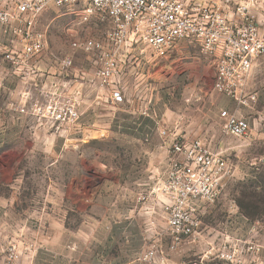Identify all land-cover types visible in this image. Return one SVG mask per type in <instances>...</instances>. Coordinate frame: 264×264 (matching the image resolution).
Segmentation results:
<instances>
[{"label":"rangeland","instance_id":"rangeland-1","mask_svg":"<svg viewBox=\"0 0 264 264\" xmlns=\"http://www.w3.org/2000/svg\"><path fill=\"white\" fill-rule=\"evenodd\" d=\"M254 1L264 31V0ZM82 11L45 7L37 27L47 47L21 65L0 49V264H192L224 234L264 223V57L249 74L255 98L239 104L214 89V67L195 45L168 59L142 45L121 61L123 94L114 99L95 78V58L72 46L103 40L111 22H81ZM70 106L79 118L56 121L54 111ZM223 109L246 117L250 131L224 135ZM161 129L203 139L233 164L202 217L201 240L173 244L152 193L168 161Z\"/></svg>","mask_w":264,"mask_h":264},{"label":"built area","instance_id":"built-area-1","mask_svg":"<svg viewBox=\"0 0 264 264\" xmlns=\"http://www.w3.org/2000/svg\"><path fill=\"white\" fill-rule=\"evenodd\" d=\"M49 4L82 5L81 22L93 16L111 22L103 40H76L72 46L95 58V78L114 99L123 94L119 65L124 58L137 50L143 53L145 47L153 57L168 59L184 43L198 47L213 65L215 90L239 104L255 98L248 93V79L264 57V31L252 12L254 0H0V33L7 36L0 49L14 65L46 49L47 36L37 20ZM72 63L70 56L62 60L67 68ZM54 116L72 122L79 113L70 106L54 111ZM220 119L224 135L243 137L251 129L250 121L237 112L223 109ZM160 134L170 141L168 161L152 193L165 211L173 244L201 240L202 217L233 176V164L203 139L187 140L168 129ZM192 264H264V223L254 220L247 234H224L216 250Z\"/></svg>","mask_w":264,"mask_h":264},{"label":"trees","instance_id":"trees-1","mask_svg":"<svg viewBox=\"0 0 264 264\" xmlns=\"http://www.w3.org/2000/svg\"><path fill=\"white\" fill-rule=\"evenodd\" d=\"M240 206H241L243 209H246V214H247V215H253V214L250 213L251 208H252L251 205H249V204L244 205L243 203H241Z\"/></svg>","mask_w":264,"mask_h":264}]
</instances>
